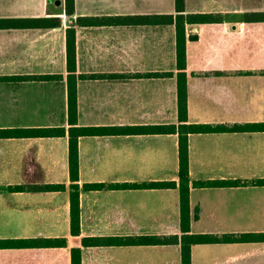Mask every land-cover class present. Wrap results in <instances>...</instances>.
I'll return each instance as SVG.
<instances>
[{
	"label": "crops",
	"instance_id": "1",
	"mask_svg": "<svg viewBox=\"0 0 264 264\" xmlns=\"http://www.w3.org/2000/svg\"><path fill=\"white\" fill-rule=\"evenodd\" d=\"M0 0V129L63 128V135L0 137V264H182L175 0ZM52 7V6H51ZM190 264H264V0H183ZM243 12V22L223 20ZM221 14V15H220ZM81 18L78 22L77 19ZM59 22L53 26V20ZM58 20V21H57ZM75 30L77 126L125 132L78 136L79 226L70 233L66 30ZM190 34L197 38L188 39ZM165 72H171L164 75ZM219 180L218 186L194 182ZM174 181L175 187H130ZM85 183L102 188L85 189ZM63 184V190L43 188ZM18 187V188H16ZM235 237L229 241L223 236ZM153 237L148 243L85 245L87 237ZM177 236V241L175 240ZM65 238L63 246L46 239ZM166 238V240H165ZM158 239H161L158 241Z\"/></svg>",
	"mask_w": 264,
	"mask_h": 264
},
{
	"label": "trees",
	"instance_id": "2",
	"mask_svg": "<svg viewBox=\"0 0 264 264\" xmlns=\"http://www.w3.org/2000/svg\"><path fill=\"white\" fill-rule=\"evenodd\" d=\"M176 15H164L165 23L175 24V39H176V68H177V110L180 124H162L151 127H129L127 132L137 129H150L158 133H174L178 132V151H179V200H180V219H181V263L190 264V245L192 243L213 242L220 240V238L209 234H189V178H188V155H187V134L189 132H205L220 130L222 126H212L209 124H186L187 120V96H186V72H185V29L186 22H213L215 16L210 13L197 14H183V0H175ZM65 11L67 14L74 12V0H65ZM221 15V14H220ZM58 21V20H57ZM78 22L81 18L77 19ZM59 22L53 20V26H57ZM66 49H67V68H68V120L70 127L68 129V164H69V178H70V233L78 235L80 232L79 226V160H78V136L80 135H105L110 133L125 132L114 127L107 126H77V100H76V86H75V30L70 27L66 30ZM171 72H165L164 75H169ZM251 129H264V123H255L246 126ZM65 130L63 128H8L0 129V137L13 136H38V135H63ZM196 186H218L220 184L228 183L226 181L209 180L194 182ZM255 183L264 185V179H258ZM130 187H175L174 181H160L143 184H126ZM85 189H99L103 187L101 183H85ZM18 188V187H16ZM43 188L50 190H63V184H47ZM264 238V234H245L237 238ZM153 237H87L83 238L82 242L85 245L97 244L101 240H106L111 244H128V243H148ZM231 235L223 236V239L229 241L234 239ZM161 239H158L160 241ZM166 240V238H165ZM177 241V236H175ZM45 245H65V238L46 239L43 242ZM30 245L34 244V240H2L0 245ZM72 264H81V256L79 248L71 249Z\"/></svg>",
	"mask_w": 264,
	"mask_h": 264
},
{
	"label": "water",
	"instance_id": "3",
	"mask_svg": "<svg viewBox=\"0 0 264 264\" xmlns=\"http://www.w3.org/2000/svg\"><path fill=\"white\" fill-rule=\"evenodd\" d=\"M61 0H49V9L52 10L53 13L61 14L63 9L60 7ZM52 6V7H51ZM223 20L227 23H239L243 22V12L241 11H227L223 13ZM197 38L196 34H190L188 39Z\"/></svg>",
	"mask_w": 264,
	"mask_h": 264
}]
</instances>
